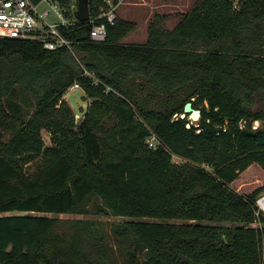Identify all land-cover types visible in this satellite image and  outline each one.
<instances>
[{
    "label": "trees",
    "instance_id": "16d2710c",
    "mask_svg": "<svg viewBox=\"0 0 264 264\" xmlns=\"http://www.w3.org/2000/svg\"><path fill=\"white\" fill-rule=\"evenodd\" d=\"M101 5L90 0L93 22L62 27L72 48L0 37V128L12 132L0 131V264H121L117 250L122 264H264V226L251 225L264 223V187L231 186L251 164L264 168V124L254 126L264 120V0L239 10L200 0L174 28L155 16L142 43L124 42L137 23L109 21ZM76 84L92 98L79 120L65 98ZM93 198L138 219L109 233L80 220L62 230L48 214L86 211Z\"/></svg>",
    "mask_w": 264,
    "mask_h": 264
},
{
    "label": "rangeland",
    "instance_id": "374dc122",
    "mask_svg": "<svg viewBox=\"0 0 264 264\" xmlns=\"http://www.w3.org/2000/svg\"><path fill=\"white\" fill-rule=\"evenodd\" d=\"M134 1L140 2L136 4L138 7L133 6L134 4H128L127 3L128 0H122L121 3L118 5V7L116 6L117 10L115 11H116V15L118 14V15L128 16L129 18H132L137 22L136 29H134L125 38V41L131 43L134 42L142 43V42H146V40L148 39L149 24L151 21L154 20L155 16H159L163 18L165 20L167 27L174 28L176 24L181 20L183 13L193 9L196 6L197 2H199L200 0H134ZM111 8H113L112 5L109 6L108 10H110ZM73 87L71 89H73ZM66 96L67 94H65V98ZM89 98L91 103L92 98L91 97ZM69 104L71 105L70 102ZM28 108L29 107H26V109ZM31 110L32 108H30V111ZM191 116L192 113L189 116L192 119ZM80 119H83V117ZM262 124H264V120L254 121L255 127L260 126ZM1 130L3 131L5 139H9L11 137L12 132L0 128V131ZM42 134L47 145L53 143L52 132L50 131L49 128H43ZM150 141L157 142L154 135H152L149 138V142ZM173 158L177 162H182L186 160L182 156L175 153L173 154ZM41 161L42 158L38 157L36 160L28 162L26 164V168L28 172L32 173L36 171ZM204 165L207 168H211L206 164ZM231 186L242 193L251 192L261 186L264 187V168L257 162L251 164L245 171H243L240 174V176L234 182L231 183ZM262 194H264V189L259 193L258 196ZM102 206H103L102 201L99 198H93L91 201L87 203L86 211L80 213L74 212L68 214H55V213H48V214L53 216H59L61 219L64 220L62 230L65 229V226H68L70 224H75L78 220H80V223H86V222L97 223V225L106 228L109 233L112 232V227L115 223L122 222L125 219H138L137 217L114 215L110 212L104 211ZM251 225L264 226V223L257 221ZM124 257L125 255L120 250H117V258L121 264L124 262Z\"/></svg>",
    "mask_w": 264,
    "mask_h": 264
},
{
    "label": "built area",
    "instance_id": "2783aa9c",
    "mask_svg": "<svg viewBox=\"0 0 264 264\" xmlns=\"http://www.w3.org/2000/svg\"><path fill=\"white\" fill-rule=\"evenodd\" d=\"M106 1L113 8L105 10L104 6L101 5L99 16L107 15L108 20L114 22L117 18L115 8L122 0H118L117 3H114V0ZM229 1L234 9L239 10L251 0ZM78 9L79 0H72L69 6H65L61 0H0V37L37 40L47 49H57L65 46L72 48L74 40L63 31L62 27L81 22L77 17ZM88 20L94 21L92 15ZM107 34L106 22L95 23L91 31L93 40L97 42L104 41ZM157 143L158 141H150V144L154 146ZM257 206V214L264 212V194L258 196Z\"/></svg>",
    "mask_w": 264,
    "mask_h": 264
},
{
    "label": "water",
    "instance_id": "95a60500",
    "mask_svg": "<svg viewBox=\"0 0 264 264\" xmlns=\"http://www.w3.org/2000/svg\"><path fill=\"white\" fill-rule=\"evenodd\" d=\"M90 15V0H79V9L77 11L78 19L86 21L90 18ZM66 98L75 110L78 120L86 115L90 105V98L81 86H74L73 89L67 93ZM185 113H192V115L196 117L192 118L193 121H198L202 117L201 107H195L193 101H188L185 104Z\"/></svg>",
    "mask_w": 264,
    "mask_h": 264
},
{
    "label": "crops",
    "instance_id": "0c3cea01",
    "mask_svg": "<svg viewBox=\"0 0 264 264\" xmlns=\"http://www.w3.org/2000/svg\"><path fill=\"white\" fill-rule=\"evenodd\" d=\"M146 2V1H145ZM128 4H134L133 6H135V7H138L136 4H138V3H140V2H138V1H134V0H128V2H127ZM118 7V6H117ZM115 10H117V8L115 9ZM115 13H116V11H115ZM117 17H119V18H126V19H130V20H133L132 18H129L128 16H123V15H118L117 14ZM133 21H135V20H133ZM136 22V21H135ZM137 23V22H136ZM136 29V28H135ZM132 32V31H131ZM130 32V33H131ZM129 33V34H130ZM129 34H127L126 36H125V38L129 35ZM125 38L123 39V41L124 42H126L125 41ZM147 41V40H146ZM127 43H131V42H127ZM135 43V42H134Z\"/></svg>",
    "mask_w": 264,
    "mask_h": 264
},
{
    "label": "bare ground",
    "instance_id": "6f19581e",
    "mask_svg": "<svg viewBox=\"0 0 264 264\" xmlns=\"http://www.w3.org/2000/svg\"><path fill=\"white\" fill-rule=\"evenodd\" d=\"M191 117H192V118H196V117H195V116H193V115H192Z\"/></svg>",
    "mask_w": 264,
    "mask_h": 264
}]
</instances>
